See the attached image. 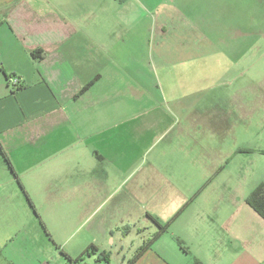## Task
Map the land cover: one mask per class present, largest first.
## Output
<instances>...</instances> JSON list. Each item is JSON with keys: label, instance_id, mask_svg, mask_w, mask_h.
Instances as JSON below:
<instances>
[{"label": "crops", "instance_id": "obj_1", "mask_svg": "<svg viewBox=\"0 0 264 264\" xmlns=\"http://www.w3.org/2000/svg\"><path fill=\"white\" fill-rule=\"evenodd\" d=\"M149 5L172 15L150 0H0V144L16 172L0 151V248L17 245L24 264H65L89 247L82 264L100 253L106 264H264L251 190L224 176L201 188L188 174L203 157L189 134L209 121L165 95L187 67L150 56L184 49L152 45ZM153 218L171 224L136 259L159 230Z\"/></svg>", "mask_w": 264, "mask_h": 264}, {"label": "rangeland", "instance_id": "obj_2", "mask_svg": "<svg viewBox=\"0 0 264 264\" xmlns=\"http://www.w3.org/2000/svg\"><path fill=\"white\" fill-rule=\"evenodd\" d=\"M150 1L156 8L167 3L172 10L167 20L154 5L148 6L150 16L157 14L152 45L184 49L180 54L151 55L150 62L187 67L186 79L181 78L186 83L174 78L177 84L164 85V93L170 100L178 95L189 114L205 112L202 118L209 121L200 123L201 118L196 117L198 127L189 134L190 146L195 139L203 146V157L189 169V176L202 180L201 188L216 176H224L222 180H234L236 190L252 193L264 183V0H216L214 6H207L206 0ZM165 25L169 30L159 35ZM170 108L175 109L172 104ZM213 117L220 119L223 128L218 134L208 128L219 120ZM191 153L189 149V157ZM16 247L12 244L6 250L1 246L0 264H9L8 260L24 264ZM35 250L30 244L29 253L35 254ZM185 252L191 254L189 249ZM85 264L106 263L88 257Z\"/></svg>", "mask_w": 264, "mask_h": 264}, {"label": "trees", "instance_id": "obj_3", "mask_svg": "<svg viewBox=\"0 0 264 264\" xmlns=\"http://www.w3.org/2000/svg\"><path fill=\"white\" fill-rule=\"evenodd\" d=\"M32 56L35 59H41L43 57L42 53L39 52H34L32 54ZM94 82H92L91 84H89L87 87L84 88V90L82 91V93L84 91H86ZM24 88V86H21L17 89H14V91H18V90H22ZM0 151L2 153V156L4 158V160L6 161L7 165L9 166V169L11 170V172L16 175L15 169L9 159V157L7 156V154L5 153V151L3 150L1 144H0ZM29 199V198H28ZM30 200V199H29ZM247 204L253 209L255 210V212H257V214H259V216H261L264 219V183L258 185L254 191L250 194V196H248L247 198ZM33 206V205H32ZM34 207V206H33ZM155 224L158 226L159 230L157 232V234L154 236V238L149 241L138 253L137 258H139L151 245L152 243L157 240L163 233H165L167 231V229L169 228L171 222L167 223L166 225H161L160 223H158V221H156L154 218L152 219ZM44 229H46L44 227ZM179 244L181 245V247L186 251L187 248L184 247V245L179 242ZM97 252V248L96 247H89L87 250H85L79 257H77L76 259H73L71 257H69L68 255L64 254L65 258H66V263L65 264H81L84 261V258L86 256H89L92 253H96ZM97 262H109L107 259V255L106 253H100L98 255V259ZM135 260L132 262L134 264ZM131 263V264H132ZM195 264H201V262L196 261Z\"/></svg>", "mask_w": 264, "mask_h": 264}, {"label": "built area", "instance_id": "obj_4", "mask_svg": "<svg viewBox=\"0 0 264 264\" xmlns=\"http://www.w3.org/2000/svg\"><path fill=\"white\" fill-rule=\"evenodd\" d=\"M9 82L14 89H17V88L21 87V85H22L21 79H19L17 77L11 78Z\"/></svg>", "mask_w": 264, "mask_h": 264}]
</instances>
